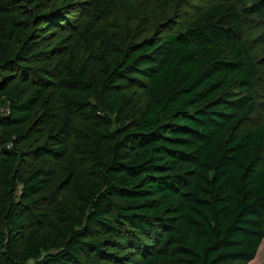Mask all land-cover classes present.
Listing matches in <instances>:
<instances>
[{
  "label": "trees",
  "instance_id": "1",
  "mask_svg": "<svg viewBox=\"0 0 264 264\" xmlns=\"http://www.w3.org/2000/svg\"><path fill=\"white\" fill-rule=\"evenodd\" d=\"M25 1L0 0V264L251 263L264 238V118L251 123L258 65L243 35L264 0L192 12L151 0L122 24L109 22L114 0L45 21L57 0ZM66 28L69 49L35 51ZM138 76L145 105L127 95ZM16 125L33 146H10ZM61 159L56 182L74 204L50 216L37 208Z\"/></svg>",
  "mask_w": 264,
  "mask_h": 264
},
{
  "label": "rangeland",
  "instance_id": "2",
  "mask_svg": "<svg viewBox=\"0 0 264 264\" xmlns=\"http://www.w3.org/2000/svg\"><path fill=\"white\" fill-rule=\"evenodd\" d=\"M16 2V5H24L28 6L27 1L23 0L22 2L20 0H14ZM38 2L40 5L45 4V2L49 3L47 0H35ZM81 1H86V0H57V2H50V7H44V10H42L40 19L42 21H45L46 18L41 17V16H50L55 13H62L72 9L70 17H76L77 14H79L78 9L76 8L78 4H81ZM115 1V9L112 11L111 18L109 19L110 21H117L119 24H122V21L127 20V14L131 12V7H132V12L133 15H146L148 16L149 12H146L144 9H147L149 11L150 9H154L155 7H152V4L155 5L157 4L156 1L153 2L151 0H114ZM152 4H151V2ZM159 1V0H158ZM212 0H189V4L194 6L192 9H189L190 12L195 11V8L203 7L210 3ZM243 2L244 0H240ZM87 2V1H86ZM163 2H160L159 5L162 6ZM30 5V4H29ZM29 8V6H28ZM33 10V8H31ZM143 10V12H142ZM19 11V10H18ZM76 11V12H75ZM36 17H38L39 13H35ZM141 15V16H142ZM139 16V17H141ZM146 16V17H147ZM107 21V19H103ZM74 23V27H76L78 20L74 19L72 21ZM101 22V21H100ZM37 22L35 21V24ZM33 24V28L39 26L41 27L42 25L40 24ZM38 27V28H39ZM33 28L31 27L29 31H33ZM50 34H53L52 36L48 37L43 43L42 46L35 48V51H41L44 54H48L50 52L51 47H56L58 46V49L66 51V49H69L68 47L73 46L74 44V35L75 32L71 28H66L65 30H56L52 31ZM244 39L248 41V47L251 52V55L255 62L258 65V70H257V75L254 78L253 82V87H252V95L253 98L255 99L256 102V111L257 114L254 116V119L251 120V123L253 121H259L260 119L264 118V19L254 15L250 20L249 23L246 26L245 33H244ZM34 44V43H32ZM50 48L47 52L44 50H47ZM138 85H134L130 87L127 91L128 97H130L133 102H140L141 105H145L149 102V98L144 92V84H145V78L138 76L137 77ZM6 108L3 107L0 110L2 113L4 112ZM13 129H22L26 131L23 125H16L11 128L7 129V140L12 148H14V144H16V147H22L24 145L19 138H16L12 130ZM36 141L34 137H28V140L26 144L24 145L25 147L33 146ZM27 145V146H26ZM10 147V148H11ZM11 148V149H12ZM24 151V150H23ZM26 151V149H25ZM26 153V152H24ZM30 158H26V161H29ZM64 169H65V160L61 159L54 164V171H55V180L45 189L44 196L45 198L49 197L47 200H41L40 203L38 204L37 210L45 212L47 215H54V211L52 210V207L56 203H60L63 207L65 208H73L74 204V198L67 192L65 187H59L57 185V179L60 178L64 174ZM96 232V230H95ZM104 236L102 234L97 236V239H102ZM110 239H113V237H110ZM128 253L126 252H121L118 253V255H127ZM131 258V264H135L136 262L140 261L139 256H133L130 255ZM104 264H113L112 262H103ZM249 264H264V238L262 239L257 253L254 257V259L251 261Z\"/></svg>",
  "mask_w": 264,
  "mask_h": 264
}]
</instances>
